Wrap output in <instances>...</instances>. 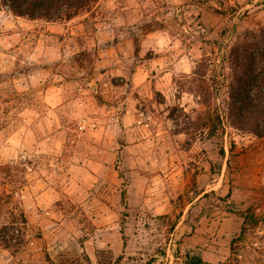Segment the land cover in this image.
<instances>
[{"label": "rangeland", "instance_id": "rangeland-1", "mask_svg": "<svg viewBox=\"0 0 264 264\" xmlns=\"http://www.w3.org/2000/svg\"><path fill=\"white\" fill-rule=\"evenodd\" d=\"M263 24L264 0L0 9V189L26 217L0 264H264V137L227 116L229 53Z\"/></svg>", "mask_w": 264, "mask_h": 264}, {"label": "trees", "instance_id": "trees-1", "mask_svg": "<svg viewBox=\"0 0 264 264\" xmlns=\"http://www.w3.org/2000/svg\"><path fill=\"white\" fill-rule=\"evenodd\" d=\"M97 0H0V9H6L12 15L29 20L44 19L47 21L70 20L80 12L90 9ZM230 85L228 101V118L240 129L250 130L258 137H264V24L251 29L242 40L238 41L229 53ZM202 63V62H201ZM202 63L200 69H206ZM229 75V74H228ZM210 117V116H209ZM223 115L215 116L220 122ZM3 171V167H0ZM125 191H122V197ZM16 187L0 189V245L18 250L24 241L26 217L23 209L14 201ZM246 217H244V220ZM173 229V225L171 226ZM243 229V228H242ZM162 256L165 250L159 251ZM106 253L108 255H106ZM98 264H122L123 256L112 258L105 250H97ZM174 257H178L179 249H172ZM51 264H92L84 255L83 259H60ZM141 264H162L157 257L151 255ZM184 264H215L204 260L200 253L185 255ZM219 264H237L231 259Z\"/></svg>", "mask_w": 264, "mask_h": 264}]
</instances>
